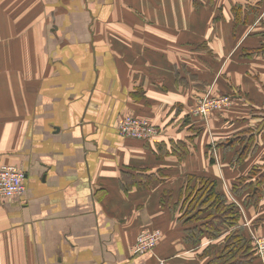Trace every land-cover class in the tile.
<instances>
[{
    "label": "crops",
    "instance_id": "obj_1",
    "mask_svg": "<svg viewBox=\"0 0 264 264\" xmlns=\"http://www.w3.org/2000/svg\"><path fill=\"white\" fill-rule=\"evenodd\" d=\"M207 95L231 104L195 119ZM129 115L161 135L123 138ZM1 165L27 193L0 201V264H228L186 196L216 183L264 234V0H0Z\"/></svg>",
    "mask_w": 264,
    "mask_h": 264
},
{
    "label": "built area",
    "instance_id": "obj_2",
    "mask_svg": "<svg viewBox=\"0 0 264 264\" xmlns=\"http://www.w3.org/2000/svg\"><path fill=\"white\" fill-rule=\"evenodd\" d=\"M231 104L230 96L204 97L192 112L195 117L209 118L215 112L221 111ZM119 135L127 139H136L146 142L155 141L161 131L148 120L129 115L122 118L117 124ZM27 193L26 173L18 166H0V201L8 199H22ZM162 237L159 229L144 230L138 236L133 247L134 255L144 256L153 252ZM255 246L261 263L264 264V234L254 237ZM156 264H172L168 260H160Z\"/></svg>",
    "mask_w": 264,
    "mask_h": 264
},
{
    "label": "trees",
    "instance_id": "obj_3",
    "mask_svg": "<svg viewBox=\"0 0 264 264\" xmlns=\"http://www.w3.org/2000/svg\"><path fill=\"white\" fill-rule=\"evenodd\" d=\"M237 22L238 21L236 20L234 24L236 25ZM193 117L195 118V116ZM195 119L198 118L196 117ZM232 143L233 142H230V145H232ZM223 146H225V144ZM247 148L246 147L243 148L242 145L239 148V150L236 152L238 157L237 159L238 164L242 162L243 156L245 155ZM215 185L216 183H212L210 181H202L200 185L202 190L200 192L204 191L206 194L203 196L200 195L201 194L200 192L194 194L193 193L194 191H191L190 195L186 196V200L188 201V199L191 200L194 198L200 203L198 204L196 203L195 206L191 205L190 207H188V210L185 211L186 214H194L196 212L195 215L193 216V219L195 220L199 216L198 213L200 211L213 209L214 211H212L213 214L212 216L219 215L220 217L212 218L213 220L206 227V231L208 232V235L211 238H216V236L220 235L221 232L224 231L222 225L225 224V226L229 229V233L227 234L226 245L223 247V249H221L223 250L224 259L226 260V262L228 264H256V260L257 259L260 260V258L257 252V248L255 246V241L254 239H248L246 237L247 235L244 234L245 228L243 229L239 225L240 219L243 214L241 213V211H239L237 206L226 205L227 201L222 196H220L219 193H216ZM198 208L200 209L203 208V210H200ZM230 227L232 228V231L230 230Z\"/></svg>",
    "mask_w": 264,
    "mask_h": 264
}]
</instances>
